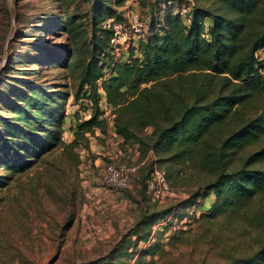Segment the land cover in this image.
Masks as SVG:
<instances>
[{
	"label": "trees",
	"instance_id": "obj_1",
	"mask_svg": "<svg viewBox=\"0 0 264 264\" xmlns=\"http://www.w3.org/2000/svg\"><path fill=\"white\" fill-rule=\"evenodd\" d=\"M125 1L88 0L82 14H65L58 20L66 43L41 53L45 60L41 55L34 63L57 68L76 82L73 104L84 100L88 116L72 113L73 137L65 143L66 114L53 110L65 105L58 98L66 100L71 92L62 91L57 98L59 92L36 83L14 90L11 122H1V169L24 172L56 147L68 152L88 149V135L97 129L103 143L111 132L103 105L110 107L113 135L137 151L133 184L140 186L143 196L151 201L146 181L158 165L164 166L157 168L173 188L169 162L206 176L179 204L143 212L121 241L126 237L127 243L145 242L142 256H148L164 250L156 239L149 241L156 222L169 221L162 230L172 232L171 243L189 232L173 227L174 216L179 222L188 216L183 224L197 220L207 228L213 225L210 219L221 217L226 223L239 218L253 229L258 246L221 264H264V209L247 206L264 196V59L257 57L264 46V0H205L208 5L158 0L139 14L145 29L115 55L105 23L127 19L117 8ZM149 151L156 158L150 159ZM113 250L91 264H119L111 259L124 258L132 249ZM135 252L129 257L134 262Z\"/></svg>",
	"mask_w": 264,
	"mask_h": 264
},
{
	"label": "rangeland",
	"instance_id": "obj_2",
	"mask_svg": "<svg viewBox=\"0 0 264 264\" xmlns=\"http://www.w3.org/2000/svg\"><path fill=\"white\" fill-rule=\"evenodd\" d=\"M68 1L0 0V129L3 120L11 122L9 104L16 98L14 90H27L29 83L59 92L57 98L62 91L71 92L66 100L58 98L65 105L53 110L66 114L63 142L73 137L72 113L88 116L84 100L73 104L76 82L73 84L57 68L34 63L41 53L52 52L66 43L58 20L65 14H82L88 3L76 0L67 6ZM157 1L126 0L117 8L126 17L139 16ZM196 3L208 5L210 1L195 0ZM41 47L47 50L38 52ZM44 60L42 55L41 61ZM103 108L107 129L111 131L103 143V135L97 129L88 135V149L80 147L68 152L56 147L24 172L10 173L0 167V264H91L117 247L132 249L124 258L111 259L119 264H221L233 255L250 254L257 248L258 242L251 236L253 229L238 217L226 223L221 217L210 219L213 225L207 228L201 221L183 224L174 216L170 219L173 227L189 232L186 238L171 243L172 232L162 230L169 221L156 222V230H152L155 234L149 241L156 239L164 250L153 255L142 256L145 242L134 244L130 239L132 242L127 243L126 237L122 242L123 235L143 212L179 204L182 195L201 186L206 176L182 163H167L179 195L164 203L150 201L137 184L121 191L104 186L100 173L107 163L128 167L137 165L138 160L132 148L117 141L111 130V109L104 105ZM0 152L4 156V149L0 148ZM148 155L156 158L150 151ZM146 171L141 169V175ZM212 197L211 194L206 200V207ZM247 206L251 210L264 209V196ZM171 216L168 214L167 218ZM184 220L188 221V216ZM133 251L138 256L135 262L134 257L129 258Z\"/></svg>",
	"mask_w": 264,
	"mask_h": 264
},
{
	"label": "built area",
	"instance_id": "obj_3",
	"mask_svg": "<svg viewBox=\"0 0 264 264\" xmlns=\"http://www.w3.org/2000/svg\"><path fill=\"white\" fill-rule=\"evenodd\" d=\"M105 26L111 31L110 44L113 52L115 55H119V53L124 52L129 47L137 34L145 29V22L139 16L133 15L128 16L125 21L109 19L106 21ZM257 57L264 59V46L257 51ZM262 73L264 75V70ZM134 152L137 155V151L134 150ZM136 168L137 166L124 167L117 166L112 162L107 163L100 173L102 183L104 186L116 191L129 189L133 185V175ZM146 190L151 201L155 203H164L168 199L179 195L178 190L168 184L164 173L157 167L153 168L150 177L146 181ZM185 196V194L182 195V197ZM174 214L175 212L170 213L172 216ZM164 221L162 220L161 222ZM180 222L184 223L186 221L183 219Z\"/></svg>",
	"mask_w": 264,
	"mask_h": 264
},
{
	"label": "crops",
	"instance_id": "obj_4",
	"mask_svg": "<svg viewBox=\"0 0 264 264\" xmlns=\"http://www.w3.org/2000/svg\"><path fill=\"white\" fill-rule=\"evenodd\" d=\"M119 139H117V141H118ZM111 145V144H110ZM99 148H101V147H99ZM103 148V147H102ZM112 154H113V151H112Z\"/></svg>",
	"mask_w": 264,
	"mask_h": 264
}]
</instances>
